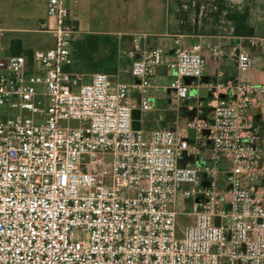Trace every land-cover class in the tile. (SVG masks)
<instances>
[{
    "label": "built area",
    "instance_id": "built-area-1",
    "mask_svg": "<svg viewBox=\"0 0 264 264\" xmlns=\"http://www.w3.org/2000/svg\"><path fill=\"white\" fill-rule=\"evenodd\" d=\"M43 2L51 47L29 58L0 41V264H264V84L209 81L193 120L134 130L130 95L152 110L157 68L176 107L197 97L201 45L134 40L119 56L133 82L115 83L75 71L82 32L66 0ZM256 63L236 55L240 74Z\"/></svg>",
    "mask_w": 264,
    "mask_h": 264
},
{
    "label": "crops",
    "instance_id": "crops-1",
    "mask_svg": "<svg viewBox=\"0 0 264 264\" xmlns=\"http://www.w3.org/2000/svg\"><path fill=\"white\" fill-rule=\"evenodd\" d=\"M89 2L103 17L102 20H93L92 28L85 26L86 30H80L79 21L75 19L77 14L73 16L71 13L82 32L73 52L74 69L79 73H103L104 69L113 67L117 69V75L112 76L115 83H132L133 78L126 72L128 63L120 60L119 56L132 46L134 40H138L145 49L161 48L167 53L179 40L185 48L201 45L206 61L204 76L209 81L230 80L238 76L264 84V47H256V43L264 38L202 34L194 27L191 29L190 25L185 26L172 0ZM45 15L43 0H0V41L6 48V55H21L52 46L51 37L38 31ZM30 20L33 25L29 24ZM249 26L254 28L252 19ZM241 51L257 58L255 67L243 74L238 73L236 64V55ZM173 78L174 73L165 65L157 68L154 87L145 93L153 106L152 110L141 112V128L147 133L158 128L175 129L177 125H184L189 110L199 107L201 99L206 96L204 82H194L191 92L197 97L176 107L169 92ZM141 96L137 90L130 95V103L137 109H140Z\"/></svg>",
    "mask_w": 264,
    "mask_h": 264
},
{
    "label": "rangeland",
    "instance_id": "rangeland-1",
    "mask_svg": "<svg viewBox=\"0 0 264 264\" xmlns=\"http://www.w3.org/2000/svg\"><path fill=\"white\" fill-rule=\"evenodd\" d=\"M175 10L181 20L185 22V26L190 25L202 34H220L224 36H234V25L227 19V16L235 10L249 12V19L254 24V34L260 39L264 38V0H172ZM66 6L79 21L80 30L92 28L93 20H102V13L94 10L90 6L89 0H66ZM96 15V17H94ZM198 23V24H197ZM32 24V21H29ZM187 24V25H186ZM33 25V24H32ZM31 25V26H32ZM189 27V26H188ZM38 37H42L39 35ZM112 43H110V46ZM264 47V40L258 41L256 47ZM256 50V49H255ZM3 110H0L2 113ZM182 123L185 121H181ZM180 123V124H182ZM73 126H77L78 122H72ZM150 129V128H149ZM171 129V127H169ZM185 217L180 219L179 226L185 223ZM80 233L76 232V236L80 237Z\"/></svg>",
    "mask_w": 264,
    "mask_h": 264
},
{
    "label": "water",
    "instance_id": "water-1",
    "mask_svg": "<svg viewBox=\"0 0 264 264\" xmlns=\"http://www.w3.org/2000/svg\"><path fill=\"white\" fill-rule=\"evenodd\" d=\"M104 74H107L109 76H116L117 75V69L116 68H106L104 69L103 71ZM202 81L204 83H208L209 82V79L207 77H203L202 78ZM185 82L186 84H190L191 83V79H185ZM221 98H225V95H221ZM209 99H211L209 97ZM197 116V109L194 108L193 110L189 111L187 114H186V117L190 120H193L195 117ZM132 118H133V129L134 130H141V110L140 109H133L132 111ZM190 143H193L194 142V137H195V134H194V130H190ZM204 134H208L207 131L204 132ZM189 162L191 163H194V160L193 159H190ZM181 164L183 166L186 165V162L185 161H182ZM208 165H212L213 163L211 161L207 162ZM218 166L221 168V169H224L226 170L227 169V166H228V163L227 162H224V161H220L218 163ZM204 185H208V182L207 181H204L203 182ZM218 225V223H217Z\"/></svg>",
    "mask_w": 264,
    "mask_h": 264
},
{
    "label": "trees",
    "instance_id": "trees-1",
    "mask_svg": "<svg viewBox=\"0 0 264 264\" xmlns=\"http://www.w3.org/2000/svg\"><path fill=\"white\" fill-rule=\"evenodd\" d=\"M227 19L230 22H232L234 25V30H235L234 37L240 38V37H252L253 36L254 30L248 24V19H249L248 10H245V11L235 10L227 16ZM32 54H33V51L26 52L21 55H26L29 58H31Z\"/></svg>",
    "mask_w": 264,
    "mask_h": 264
}]
</instances>
